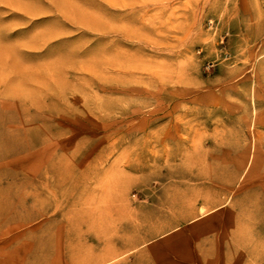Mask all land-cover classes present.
<instances>
[{
  "label": "rangeland",
  "instance_id": "obj_1",
  "mask_svg": "<svg viewBox=\"0 0 264 264\" xmlns=\"http://www.w3.org/2000/svg\"><path fill=\"white\" fill-rule=\"evenodd\" d=\"M0 140V264H264V0H0Z\"/></svg>",
  "mask_w": 264,
  "mask_h": 264
},
{
  "label": "bare ground",
  "instance_id": "obj_2",
  "mask_svg": "<svg viewBox=\"0 0 264 264\" xmlns=\"http://www.w3.org/2000/svg\"><path fill=\"white\" fill-rule=\"evenodd\" d=\"M0 142H1V140H0ZM261 148H262V145H256L255 144V146H254L255 154L253 155V163H256V160L258 158L259 152L261 151ZM244 158H245V155H244ZM58 168L57 169L52 168V170L54 169L53 172L55 175H60V173H62L60 171V169H58ZM46 169H48V167H46ZM64 247L67 249L66 259L62 260L60 257H58V259L56 261V263L58 262L57 264H96V263H94L96 261V258L94 257V252H95L94 248H91L90 246H87V245L85 247L81 246L80 248H82L83 252L78 251V253H77V251H75V252L71 251V248L68 245V242L65 243ZM59 248H62L60 241H59L58 249Z\"/></svg>",
  "mask_w": 264,
  "mask_h": 264
}]
</instances>
